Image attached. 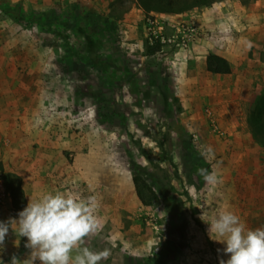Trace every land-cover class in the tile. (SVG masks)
Returning a JSON list of instances; mask_svg holds the SVG:
<instances>
[{
  "label": "rangeland",
  "instance_id": "rangeland-1",
  "mask_svg": "<svg viewBox=\"0 0 264 264\" xmlns=\"http://www.w3.org/2000/svg\"><path fill=\"white\" fill-rule=\"evenodd\" d=\"M252 1L219 0L176 22L157 18L168 36L182 23L195 26L199 40L187 52L165 46L148 53V17L130 33L118 22L113 41L105 45L103 34V44L95 51L94 46H64L57 16L53 27H44L31 14L41 12L26 0H0L1 116L7 113L3 104L10 102L60 106L63 96H49L45 90L47 85L54 93L62 89L65 58H110L84 71L76 69L79 63L72 64L68 77L73 84L90 77L92 90L81 94L74 87L70 112L51 109L59 117L53 120L69 116L70 133L92 136L88 147L83 146L92 159L76 160L72 149L64 152L70 185L85 190L113 184L108 214L96 190L98 228L85 238L86 247L110 250L100 264H219L221 257L228 258L217 251L225 245L211 238L208 223L221 212H234L248 228L264 227V134L259 123L264 115V13L253 14ZM134 4L136 0H119L113 8L120 16L116 18H123L121 13ZM138 39L143 47H137ZM209 53L225 55L232 73H208L204 63ZM12 54L16 61L8 59ZM26 57L35 61L25 62ZM28 71L39 85L37 74L44 76L41 94H23ZM43 125L19 128L17 136L9 137V121L0 119L3 177H21L27 165L40 163L33 156L44 149L40 131L48 128ZM202 172H215L218 182H206ZM133 175L142 176L156 191L158 198L150 206L128 196ZM0 210L6 216L0 221L17 217L7 196ZM110 218L113 230L105 232ZM16 240H5L9 251L0 247V264H11L13 255L27 258L26 242L19 239L17 245Z\"/></svg>",
  "mask_w": 264,
  "mask_h": 264
},
{
  "label": "crops",
  "instance_id": "crops-1",
  "mask_svg": "<svg viewBox=\"0 0 264 264\" xmlns=\"http://www.w3.org/2000/svg\"><path fill=\"white\" fill-rule=\"evenodd\" d=\"M18 1V0H13ZM27 5H31V8L39 10L41 13H35L32 11V17L38 16L39 20L42 23V26L48 27L51 25L54 26V17H58V25L61 27V31L63 32V35L61 37L60 41H63L64 46H94L95 51H97L96 47H100V44H103L101 42V37L103 34L105 35V45H108V42L112 40V34L114 27H117L116 24L119 22L124 23L125 25V33H130L137 31L138 28L141 25V19L144 17L143 11L134 4L135 7H133L132 10L126 9L125 12L121 13V16L123 18L117 19L116 14L117 11H115L113 8H115V4L119 0H26ZM126 2V0H125ZM250 9L253 10V14L256 16H259V12L264 13V0H253L250 3ZM216 7V5H215ZM203 8V7H202ZM203 9H206L204 7ZM196 9H193L191 11L182 13V14H157L153 13L157 18L159 19H166L169 21H179L180 19H189L188 17L195 13ZM116 12V13H115ZM35 14V15H34ZM61 22V23H60ZM58 26V27H59ZM65 33V34H64ZM112 33V34H111ZM103 40V39H102ZM113 41V40H112ZM137 47H143V41H140L138 39L137 41ZM217 55L223 56L226 58L225 55L221 53H215ZM207 57V56H206ZM206 57H205V67H206ZM10 61H16V58L14 55H10L8 57ZM25 62H32L35 60H31L30 57H26ZM109 61L110 58L103 57L102 58H95L94 55L92 56H79L74 57L73 59H67L63 61L62 64H64L63 68V80L62 82V89L59 88L56 93L52 92V90L48 87H46L47 90L43 88V85H46L45 78L42 76V74H37L38 77H40V85L39 81L32 80L34 78V72L28 71L25 74H23L25 77L27 76V80L22 82L23 87H26L23 90V94H27L30 91L32 94H41V88L42 92L45 90L46 93H48L49 96L59 95L63 96L62 104L60 106L52 105L49 102H41L38 104L35 103H5L2 107H5L7 110V113L0 115V119H7L9 121V137L17 136L19 133V128L28 129L31 128V130L35 129V126L39 125L41 123L44 127L48 128L45 131H40L41 137L43 138V150L37 151L34 153V158L41 159L40 163L31 164L30 166L27 165L25 169L24 175H21L22 177V183H23V189L26 194L27 198V204L29 203V200H36L38 198H41L43 195L47 194L48 192H55V191H65L70 192L74 195H78L79 197H85L86 194L90 196V194H94V196H97L98 194L96 190H100L98 199L104 198L105 201H103L102 206L105 207V214H108V210L112 208V201H113V184L109 183L105 185V188H102L101 186L98 189V186H93L89 189L83 190L81 188H78L80 190H76L77 184L75 186L70 185L71 180L69 178L70 171L67 172L66 168V155L64 152L69 151L67 149H72L75 154L74 158L76 160L87 158L92 159L93 155L91 151H85L88 145L91 142L92 136L88 134L81 133V131L77 134L70 133V127L69 123H71V120L69 116L63 118V120H53L52 118H55L56 116H53L51 113V109L60 107V110L70 112L73 109V104L70 99L71 92H74L73 88L75 87L77 90L76 92L81 94H87L92 89V84L94 83L93 80H91L90 77L84 78L82 81H78L77 84H73V80L71 81L70 77H68L69 69L71 68V65L74 63H79V65H76V69H84L86 70L88 66H92L95 64V62H101V61ZM42 61V60H40ZM39 61V62H40ZM0 62H1V56H0ZM72 69V68H71ZM75 69V70H76ZM22 75V76H23ZM51 85V84H50ZM95 87V86H94ZM56 89V88H55ZM29 90V91H28ZM49 97H47L48 99ZM55 106V107H53ZM1 107V104H0ZM42 112V113H41ZM57 118V117H56ZM59 119V117L57 118ZM67 122V123H66ZM54 123V124H53ZM68 124V125H67ZM50 127V129H49ZM36 131V130H35ZM55 131V132H54ZM59 131V134H58ZM46 132V133H43ZM38 133V132H37ZM36 133V134H37ZM61 133V134H60ZM38 135V134H37ZM39 136V135H38ZM47 146V148H45ZM84 146V148H83ZM83 148V149H82ZM32 155V154H31ZM31 155L29 158H32ZM42 159H45L43 162ZM58 159L57 161H55ZM71 167V166H70ZM70 170V168H68ZM91 172V170H89ZM102 172H99L98 174H101ZM60 175H63L62 181H60ZM68 181V182H67ZM112 181V179L110 180ZM127 181H129L127 179ZM62 183V184H61ZM67 183L69 185H67ZM133 183V182H132ZM66 184V185H65ZM97 187V188H95ZM109 187V188H108ZM127 194L130 196L133 200L137 199L139 200L135 187L133 184L127 185ZM79 191V192H77ZM77 192V193H76ZM88 196V197H89ZM141 203V201H140ZM3 212L0 210V219L6 218L5 215H2ZM113 218H110L111 223H105L104 230L112 231L114 220ZM120 223V220H117ZM104 223V222H103ZM16 235L12 233L11 231L6 236L5 240H11L12 238H15ZM19 239L27 241L26 237H21ZM8 244V243H7ZM7 244L4 243L3 249L5 251H9Z\"/></svg>",
  "mask_w": 264,
  "mask_h": 264
},
{
  "label": "clouds",
  "instance_id": "clouds-1",
  "mask_svg": "<svg viewBox=\"0 0 264 264\" xmlns=\"http://www.w3.org/2000/svg\"><path fill=\"white\" fill-rule=\"evenodd\" d=\"M201 174L208 183L218 182L215 172ZM95 210V196L81 198L55 191L30 199L17 217L0 221V247L11 231L17 245L19 238H27L25 247L29 250L23 261L13 255L11 264H100L110 256V250L84 246L85 238L98 228ZM208 224L211 238L225 245L217 251L228 258L221 257L219 264H264V227L248 228L232 211L221 212Z\"/></svg>",
  "mask_w": 264,
  "mask_h": 264
},
{
  "label": "trees",
  "instance_id": "trees-1",
  "mask_svg": "<svg viewBox=\"0 0 264 264\" xmlns=\"http://www.w3.org/2000/svg\"><path fill=\"white\" fill-rule=\"evenodd\" d=\"M219 0H136L137 6L143 11L145 18L152 13L157 14H182L199 7L210 6ZM246 4L249 0H237ZM160 44L156 46H147V52L153 53L159 50ZM206 70L214 75H230L232 66L229 60L223 56L209 53L206 57ZM261 131L264 134V115L259 116ZM264 141V138H261ZM5 188L11 197L13 214L18 213L27 206V198L23 189L22 178L17 174L7 173L4 176ZM132 182L135 187L137 196L144 206H150L152 201L158 198L153 187L140 175H133Z\"/></svg>",
  "mask_w": 264,
  "mask_h": 264
},
{
  "label": "built area",
  "instance_id": "built-area-1",
  "mask_svg": "<svg viewBox=\"0 0 264 264\" xmlns=\"http://www.w3.org/2000/svg\"><path fill=\"white\" fill-rule=\"evenodd\" d=\"M154 17L156 16L154 15ZM174 27V33L168 36L164 26L159 24L157 17L154 20H150V17H148L146 19V32L149 45L156 46L160 44L161 48L175 46L180 52H187L191 45L199 40L200 32L195 26L177 23ZM6 196L11 199L5 188L4 177L0 173V202Z\"/></svg>",
  "mask_w": 264,
  "mask_h": 264
}]
</instances>
